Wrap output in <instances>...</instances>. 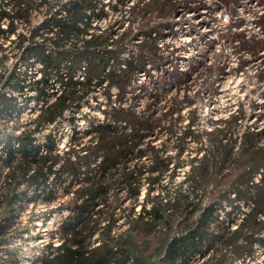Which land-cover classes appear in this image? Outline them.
Segmentation results:
<instances>
[{
	"label": "trees",
	"instance_id": "obj_1",
	"mask_svg": "<svg viewBox=\"0 0 264 264\" xmlns=\"http://www.w3.org/2000/svg\"><path fill=\"white\" fill-rule=\"evenodd\" d=\"M98 1L0 0V42L8 41L12 45L16 59L14 66L7 67L6 48L0 43V119L20 115L28 100L44 101L51 96L54 85L49 72L64 60L71 62L60 94L28 121L27 130L17 137H6L0 148V264H19L15 251L9 248L16 237L27 231L19 228L18 221L24 205L37 201L48 204L55 197V185L64 184L65 178L78 186L62 189L64 195L71 196L59 206L68 212L57 227L59 244L48 243L35 258L36 264H232L229 254L250 256L253 241L264 244V239L258 238L264 229L258 217L264 213V145L259 144L264 132H243L240 138L232 137L236 123L221 121L223 127L208 134L212 136L213 152L191 168L185 187L172 189L160 184L168 177L171 160L164 154V144L156 149L151 141L142 142L143 137L137 131L123 133L125 129L115 127L113 121L96 124L80 136L72 134L63 155L57 152V139L51 134L44 136L42 145L34 144L36 135L57 125L65 112L73 114L68 120L74 124L77 118L74 113L87 103L100 82L91 83L94 76H101L100 71L93 70L99 52L104 51L108 58L97 60L103 63L101 72L110 62L111 69L118 66L124 38L109 42L110 38L104 35L85 37L91 20L103 14L102 9L91 11ZM161 1L158 9L166 0ZM134 10V7L129 9L137 16ZM61 12L64 17H58ZM38 14L42 18L32 25ZM81 23L86 25L78 28ZM25 28L27 33L22 32ZM37 37L40 39L34 41ZM114 45V49H107ZM29 59L40 64L43 71L39 79L27 83L17 69ZM143 60L140 55L133 62L125 61L126 68L118 67L117 73L109 69L104 76L111 80L109 86L115 84L124 89L142 68ZM81 62L87 63V77L84 81H73L72 74ZM26 83L34 95L18 106L11 93L23 92ZM189 102L185 98L171 99L169 110L146 124L148 130L163 128L164 120ZM110 118L132 124L142 119L129 107L113 108ZM178 119L176 116L174 122ZM140 125L137 128L143 127ZM166 128L175 132L170 121ZM186 133L191 135L192 131ZM84 137H89V141L82 145L80 140ZM174 148L179 156L182 139ZM234 148L240 152L233 153ZM143 159L148 160L147 166ZM121 160L133 164L118 166ZM231 163L234 169L227 171L224 166L227 168ZM257 175L259 178L254 183ZM144 182L159 187L162 195L146 196L150 207L140 206L135 212ZM118 192L125 194L123 200L129 201L130 207L124 210L128 227L117 233ZM204 198L207 203L203 204ZM238 200L255 202V207L245 213L242 224H236L233 219H219L218 210L223 202H229L233 210L236 206L232 203ZM229 214L226 212L225 216Z\"/></svg>",
	"mask_w": 264,
	"mask_h": 264
},
{
	"label": "rangeland",
	"instance_id": "obj_2",
	"mask_svg": "<svg viewBox=\"0 0 264 264\" xmlns=\"http://www.w3.org/2000/svg\"><path fill=\"white\" fill-rule=\"evenodd\" d=\"M160 2L162 1L99 0L91 8V11L102 9L104 16L95 18L90 28L85 29L86 38L91 34L108 36L116 42L124 38V46L118 55L120 57L118 66L115 65L112 69L110 62L103 72L100 70L103 63L97 60L108 59L104 51L95 56L93 70L100 71L101 76H94L91 83L100 82L87 98V103L81 110L76 111L74 116L78 117V122H83L81 116L83 118L84 115L88 116L87 122L79 126L80 133L96 124H111L113 121L115 127L125 129L123 133L137 131L143 137L142 142L151 141L156 149L163 148L164 144V154L171 160L166 173L168 177L160 184L172 189L175 186L185 187L187 185L185 179L190 174L191 168L198 166L203 156L213 152L212 143H210L212 136L208 134L214 129L222 128L221 121L236 123L232 137L240 138L243 132L254 134L264 132V0H229L228 2L224 0H166L158 9L157 4ZM133 7L137 16L129 11ZM141 9L144 10L139 13ZM201 11H205L206 14H201ZM190 13L194 15L191 16ZM58 17H64V13L61 12ZM41 18L42 14L35 16L32 25ZM197 18H200L201 23L206 22L205 24L213 21L210 32H200V26H196L199 23H196ZM84 25L86 23H81L78 28ZM114 25L118 26V29H113ZM22 32L27 33V28L22 29ZM125 33H127L126 37H124ZM187 37H194L195 40L191 39L196 42L186 44ZM209 37L213 39L208 40ZM39 39L37 37L34 41ZM0 43L6 48L5 65L10 68L16 61L11 49L12 45L8 41ZM198 45L199 48H196ZM115 47V45L107 46V49ZM177 48L183 55L175 52ZM192 48L196 55L193 54ZM140 55L144 60L142 68L136 73L139 74L136 80L130 81L124 89L115 84L109 86L108 82L111 80L104 77L108 70L111 69L117 73L118 67L126 68L125 61L133 62ZM30 60L32 59L17 69L20 75H24L27 83L37 79L43 71V67L34 65V62L30 63ZM70 63L69 60H64L60 62L57 70L49 72L52 76L51 81L55 85L62 83L63 74L71 66ZM84 65V72L88 74L87 63ZM183 68H186V72H181L184 71ZM141 71H145V74ZM139 82L142 84H138ZM27 83L26 91L11 93V96L16 98L18 106L25 104L26 97L34 95L29 92ZM182 98L190 101V104L183 106L177 114L171 115V120L170 118L164 120L161 124L163 128L148 130L146 124L151 120L159 119L167 112L171 107V99L180 101ZM28 101V105L26 104L27 106L21 110L20 115L0 119V148L6 137L10 135L17 137L24 129L27 130L28 121L38 114L35 108H31L32 100ZM121 107H129L130 111L137 116L139 114L142 119L132 124L124 123L122 119L117 121L110 118L112 109ZM72 115L68 112L57 125L38 133L34 144L42 145L44 136L51 134L55 137L54 139H57V152L63 155L68 149L69 134L76 127L69 123L68 119L72 118ZM176 116L179 119L174 122ZM169 121L175 132L167 130ZM136 125L143 127L137 128ZM186 130H191L192 134L188 135ZM180 139H182L183 148L177 156L179 151L174 147ZM88 141L89 137H84L80 143L85 145ZM12 144L14 148L17 147L15 142ZM259 144L264 145V135L261 136ZM239 152L238 148L233 149V153ZM40 153H44L42 149ZM222 153L224 154L225 151ZM142 162L146 166L149 164L148 160L143 159ZM118 163V166L124 164L129 167L133 164L125 160ZM224 168L231 171L234 165L231 163ZM258 178L257 175L253 179L254 183ZM55 186L57 187L55 197L48 204L40 201L35 204L29 202L19 212V228L27 229V231L21 237H16L9 248L15 251L19 264H36L35 258L48 243H52V246L59 244L56 238L57 227L68 215V212L60 210L59 206L64 205L71 196L64 195L62 189L64 187L75 189L78 183H72L69 178H65L64 184ZM55 186H53L54 189ZM157 194L162 195L159 187L149 186L144 182L138 198L139 204L134 211H138L140 206L148 209L150 202L146 196L151 197ZM124 195L123 192H118L120 200L117 208L119 217L117 233L128 227L124 210L129 209L130 203L123 200ZM252 195L255 197V193ZM204 203H207L206 198L203 200ZM254 203L249 200H238L232 203L236 207L231 210L230 203L223 202L218 210L219 219H233L236 224H242L245 213L255 207ZM226 212L231 213L229 217L225 216ZM258 217L264 227V213ZM258 238L264 239V229L260 230ZM250 252L252 254L246 257H233L229 254L232 264H264V244L260 245L257 241H253ZM2 258L6 260V254H3Z\"/></svg>",
	"mask_w": 264,
	"mask_h": 264
},
{
	"label": "built area",
	"instance_id": "obj_3",
	"mask_svg": "<svg viewBox=\"0 0 264 264\" xmlns=\"http://www.w3.org/2000/svg\"><path fill=\"white\" fill-rule=\"evenodd\" d=\"M99 10V9H98ZM97 9L95 10V12H97L98 11ZM102 16H104V11H103V14L102 15H100L99 17H102ZM227 17V16H226ZM97 18V17H96ZM95 18H93L92 20H91V22L94 20ZM198 19V18H197ZM197 19H195L196 21H197ZM200 19V18H199ZM91 22L89 23V27H87L86 29H88V28H90V25H91ZM206 23V22H205ZM205 23H197L198 25H196V26H200V28H201V30H200V32L201 33H207V32H210V28H213V21H211L210 23H207V24H205ZM202 25V26H201ZM82 28V27H81ZM113 29H118V26H116V25H114L113 26ZM203 29H208V31H203L202 32V30ZM87 33V32H86ZM86 35V34H85ZM92 35V34H91ZM86 37V36H85ZM90 37V35L87 37V38H89ZM188 39L185 41V43L186 44H190L191 42H196V41H194L195 40V38L194 37H191V38H194V40L192 41V39L190 38V37H187ZM190 38V39H189ZM209 39H213V38H211V37H209L208 38V40ZM112 41V39H110V42ZM192 46H194V44H191ZM196 48H199V45L198 46H196ZM110 49V48H109ZM192 51H194V49L192 48ZM175 52L179 55V54H181V55H183V53H182V51L180 50V49H178L177 48V50H175ZM193 54H197L195 51L193 52ZM120 58V57H119ZM199 59V58H198ZM197 59V60H198ZM31 62L30 63H32L33 62V60H30ZM197 62V61H196ZM35 63V62H34ZM82 64V65H81ZM84 64H86V63H84V62H81L79 65H78V67H77V69L73 72V74H72V80L73 81H84V79H85V75H86V72H84ZM198 64V63H197ZM34 65H38V66H40L41 68H42V66L40 65V64H38V63H35ZM82 67H81V66ZM65 66H68V65H65ZM81 68H80V67ZM39 67V68H40ZM58 69V68H57ZM57 69H55V70H57ZM55 70H51V71H55ZM180 70H182V69H180ZM183 70L184 71H181V72H186L185 70H186V68H183ZM18 71V70H17ZM68 70L67 71H65L64 72V79H63V81L64 80H66L67 78H68ZM141 73L142 74H145V71H141ZM52 74V73H51ZM139 75V74H138ZM137 74H136V76H135V78H134V80H136V78H137V76H138ZM40 77V76H39ZM39 77L37 78V79H39ZM52 77V76H51ZM142 79H144V78H142ZM141 79V80H142ZM34 80H36V79H34ZM133 80V81H134ZM33 81V80H32ZM92 81V80H91ZM139 81V80H138ZM138 81H136V82H138ZM52 83H53V81H51ZM92 83H94V82H92ZM135 84V83H134ZM138 84H142L141 82H139ZM53 85H54V87H53V89L50 91L51 93H52V95L51 96H49L48 98H46L44 101H37V102H34V101H32V104H33V107H31V108H35L38 112H39V109L40 108H44V107H46L47 105H49L50 103H52L54 100H55V98L60 94V91H61V88H62V85H61V83L60 84H54L53 83ZM25 91H26V88L24 89ZM28 105V104H27ZM83 108V107H82ZM82 108H80L79 110H81ZM68 112H65L64 113V117H66L65 115L67 114ZM80 118V117H79ZM87 118H88V116L87 115H84V118L81 116V119L83 120V122H78V117L76 118V120L74 121V126H76V127H74V131L73 132H70V134H69V136L71 137L72 136V134H76V135H80L82 132H84V131H82L81 133L79 132V126H81L84 122H87ZM98 123V122H97ZM81 124V125H80ZM100 124V123H99ZM78 126V127H77ZM87 129H89V128H86V130ZM68 139H70V138H68Z\"/></svg>",
	"mask_w": 264,
	"mask_h": 264
},
{
	"label": "bare ground",
	"instance_id": "obj_4",
	"mask_svg": "<svg viewBox=\"0 0 264 264\" xmlns=\"http://www.w3.org/2000/svg\"><path fill=\"white\" fill-rule=\"evenodd\" d=\"M200 13H201V14H206L205 11H201ZM190 15L192 16V15H194V13H190ZM200 21H201V20L198 18L197 21H196V23H197V22L201 23ZM203 22H204V21H203ZM203 31H208V29H205V30L203 29L202 32H203ZM184 39H185V38H184ZM186 40H187V39H186ZM179 55H181V54H179ZM219 91H220V90H219ZM37 225H39V224H37Z\"/></svg>",
	"mask_w": 264,
	"mask_h": 264
}]
</instances>
